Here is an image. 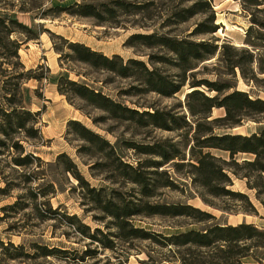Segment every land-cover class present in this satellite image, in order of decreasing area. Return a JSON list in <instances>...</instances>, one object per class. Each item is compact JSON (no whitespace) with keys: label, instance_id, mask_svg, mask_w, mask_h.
Here are the masks:
<instances>
[{"label":"rangeland","instance_id":"374dc122","mask_svg":"<svg viewBox=\"0 0 264 264\" xmlns=\"http://www.w3.org/2000/svg\"><path fill=\"white\" fill-rule=\"evenodd\" d=\"M74 4L91 5L99 15H70L71 11L66 8ZM0 18L5 20V28L0 27V87L8 79L11 84L14 83L12 77L22 72L18 63L23 66V71L31 70L33 76L42 77L41 81L31 79L22 85V107L32 113L38 112L36 128L41 138L22 141L21 144L27 152L46 164L42 166L41 173L54 184L56 191L54 196L48 197L52 209L60 207V213L74 216L72 223L77 224L78 221L88 226L90 233L95 228L103 234L116 232L109 224L111 219L94 209L91 198L95 195L81 191L70 175L55 167L56 157L63 153L96 191L104 189L107 195L117 191L134 203L189 205L215 218L196 222L186 217H133L131 224L135 228L154 233L157 237L127 242L116 240V248L109 250L98 242L91 244V240L81 238L72 228L58 221L39 223L29 209L17 215L0 211L1 241L24 245L29 252L30 243L75 252L67 256L66 261L47 258L38 260L37 264H181L179 260L184 257L220 262L219 258L223 255L217 249L162 247L165 241L161 237L189 230L201 231L213 224L234 226L242 222L264 230V208L255 200L254 191L245 187L244 181L232 178L233 184L228 189L248 196L256 210L251 215L243 213V201L224 196L215 198L206 189L197 187L192 180L190 165L195 164L190 150L194 138L207 137L210 130L215 135L258 133L264 127V115L247 111L235 128L218 129L211 120L223 118L224 109L209 110L202 96L186 97L197 90L205 97L220 99L224 93L211 91L204 85L192 87L197 82H207L221 87L232 86L227 93L237 90L247 93L251 99L264 101V4L255 6L250 2L243 4L240 0H0ZM211 18L213 21L210 24L208 21ZM199 25L204 30L215 26L216 31L212 34L193 33ZM8 30L13 32L7 35ZM134 35L206 42L215 45L217 50L214 56L182 75L171 53L151 45L153 41L130 40ZM10 41L19 44L18 59L8 57ZM67 43L82 44L109 58L117 55L123 64L129 59L140 61L148 70L156 68L160 75L167 77L168 82L179 85L184 80V84L171 97L162 96L147 89L145 82L148 78L141 67L128 66V77L125 78L94 69L72 60L73 54ZM222 46L227 48L222 49ZM221 53L232 62H237L240 69L230 68L223 62ZM163 59L169 60V63H161ZM60 77L84 84L139 113L155 110L170 112L174 120L169 126L173 130L155 128L145 118L112 119L107 112L72 96L68 101L57 93L56 85ZM70 120L79 122L106 140L125 163L140 167L148 180L151 197H143L138 186L113 178L105 166L109 162L110 148L81 140L67 128ZM207 152L222 160L229 158L227 152L203 150V153ZM235 159L240 163L252 160L253 156L238 154ZM0 161V172L20 187L11 191L9 197H0V207H3L12 204L18 195L27 191L22 185L24 170L9 169L5 155L0 156ZM3 186L0 181V188ZM261 199L264 200V196ZM10 226L15 227L17 232H7ZM96 238L106 243L101 235H96ZM108 238L114 240L113 237ZM252 243L245 244L251 246ZM239 244V247H232L233 260L238 257L236 253L242 243ZM86 249L95 251V258L83 262L76 259ZM249 255L240 260L241 264H264L263 248H251ZM0 264L32 263L1 261Z\"/></svg>","mask_w":264,"mask_h":264},{"label":"trees","instance_id":"16d2710c","mask_svg":"<svg viewBox=\"0 0 264 264\" xmlns=\"http://www.w3.org/2000/svg\"><path fill=\"white\" fill-rule=\"evenodd\" d=\"M236 1V0H235ZM246 3L250 2L255 6L263 5L264 0H240ZM245 7V6H243ZM66 10L71 11L70 15L79 17H97L99 14L91 5L74 4ZM213 18L208 22L211 24ZM10 23L24 28L21 24L13 20ZM5 20L0 18V27L5 28ZM255 25L256 22H253ZM201 25L197 26L193 33L197 34H212L216 31V27L212 26L208 30L201 29ZM13 31L8 30L7 35ZM132 39H142L144 41H153V44L161 47L174 56V64L181 71L182 75L196 68V64L208 60L215 55L217 47L206 42H192L185 39H175L166 36L156 35H137L131 36ZM30 40V38H27ZM10 54L8 57L18 59L19 44L15 41H10ZM68 48L72 52V60L75 62L87 65L94 69L104 70L114 73L120 77H128V66L141 67L147 75L145 86L149 91L155 92L165 97H171L176 94L184 84V80L180 84L175 85L168 82L167 77L158 73L156 68L148 70L145 65L137 60L129 59L126 64H123L122 59L113 55L112 57L104 56L99 52L92 51L78 43H67ZM226 49V46H222ZM223 62L227 63L232 69L240 66L237 62H232L230 59L221 53ZM250 59L252 55L249 54ZM161 63H169V60L163 59ZM22 72L13 76L14 83L8 79L2 82L0 87V156L5 155L8 158V168L11 170H24L21 175L22 185L27 191L25 194L18 195L15 202L10 205L0 207V211L5 214L13 212L17 215L25 209L32 211V215L39 223L48 221H58L72 228L76 234L83 239L91 240L90 243L98 242L103 248L114 250L116 248L114 241L127 242L133 239L148 240L155 239L156 234L146 232L143 229L135 228L131 224L133 217L139 216H163V217H186L195 220L196 222H206L210 219H215L211 214L193 208L189 205H151L146 202L134 203L123 197L117 191H111L109 195L104 189L96 191L91 188L83 176L80 175L77 167L65 155L59 154L56 157L55 167L59 168L66 175H70L77 183V188L85 190L87 194H94L91 198L94 209L102 212L106 218H110L109 224L116 230L114 234H103L100 229L95 228L92 233L88 226H85L77 221V224L72 223L75 220L74 216H68L65 212L60 213V207L52 209L49 204L48 197L54 196V184L46 180L45 174L41 173L42 166L46 165L40 158L33 153L27 152L22 146V141L37 140L41 138L39 129L36 128L38 123V112L32 113L22 107L23 93L22 85L24 81L35 79L41 81L42 77L33 76L31 70L23 71V66L18 63ZM206 86L209 90L217 93H224L219 99L216 97H205L197 90L187 94V98H192L196 95L202 96L207 102L209 110L212 108H223L225 115L223 118L211 120L214 127L218 129H232L240 123L245 116V112L253 111L257 115H264V101L260 99H251L247 93L233 90L229 92L232 86H217L208 84L207 82H197L192 84V87ZM12 86V87H11ZM57 93L65 96L68 101H71V96L81 101L86 102L94 108L100 109L112 119L131 120L135 117L145 118L149 125L155 128L171 131L173 130L169 123L174 120L170 112H141L129 109L126 106L111 100L100 92L90 89L84 84L70 81L60 77L56 85ZM190 111V109H189ZM191 112V111H190ZM192 113V112H191ZM217 123V124H216ZM67 128L83 141L91 145L106 146L110 148L107 156L109 162L105 166L109 169L113 178L122 180L125 183H131L140 188V194L143 197H151L148 187V180L141 173L140 167H133L125 163L118 155L115 154L112 147L106 140L98 134L92 132L77 121H68ZM203 138V139H202ZM194 138L193 144L190 147L191 156L194 158L195 164H190L192 172V180L197 187L207 190V193L212 197H229L230 199H239L245 204L243 213L251 215L256 213V210L250 199L245 194L233 192L229 187L232 186V178L245 182V187L254 191V198L264 208V127L258 132L250 135L240 134H223L215 135L212 130L207 137ZM103 148H101L102 150ZM204 149L219 150L228 153V160H222L212 156L209 152L203 153ZM153 154V153H150ZM238 154H248L253 156L252 160H243L240 163L235 159ZM2 162V161H0ZM0 181L4 184L0 188V197L7 198L11 191L19 189L14 182L9 180L8 176H4L0 172ZM41 183V184H40ZM170 184V182H168ZM32 185V187H29ZM18 187V188H17ZM226 211V210H225ZM2 218H0L1 220ZM65 221V222H64ZM19 228V227H18ZM109 228V227H108ZM15 227L10 226L7 232H17ZM101 235L106 243L102 240H97L96 235ZM160 236V235H158ZM108 237H113L110 240ZM165 243L162 247H170L179 249L187 247L188 250L193 247L195 249H217L221 256L220 262H206L204 260H190L188 257L181 258V264H241L240 260L249 255L251 248L264 249V230L257 228L253 224L242 222L237 225H220L213 224L204 230L195 231L189 230L177 235L169 237H161ZM246 242H253L251 246H247ZM240 250L236 255V260H233L234 254L232 247H239ZM29 252L24 245H14L11 242H3L0 240V262H29L37 264L40 259L55 258L61 261L68 260L69 252L58 248H48L47 246L37 243H30ZM178 251V250H177ZM95 251L86 249L78 256L79 261L83 262L88 259L95 258ZM123 262L122 264H124ZM121 264V262H119Z\"/></svg>","mask_w":264,"mask_h":264},{"label":"bare ground","instance_id":"6f19581e","mask_svg":"<svg viewBox=\"0 0 264 264\" xmlns=\"http://www.w3.org/2000/svg\"><path fill=\"white\" fill-rule=\"evenodd\" d=\"M218 32H220V30H218Z\"/></svg>","mask_w":264,"mask_h":264}]
</instances>
